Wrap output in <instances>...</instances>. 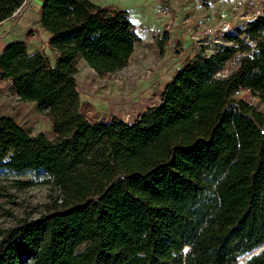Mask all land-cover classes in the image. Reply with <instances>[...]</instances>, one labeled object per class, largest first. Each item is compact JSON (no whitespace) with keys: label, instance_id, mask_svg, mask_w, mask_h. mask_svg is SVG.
<instances>
[{"label":"trees","instance_id":"trees-1","mask_svg":"<svg viewBox=\"0 0 264 264\" xmlns=\"http://www.w3.org/2000/svg\"><path fill=\"white\" fill-rule=\"evenodd\" d=\"M26 0H0V21ZM44 51L28 39L0 53V82L35 103L54 139L0 115V170L39 171L59 197L37 220L0 227V264H264V10L198 52L161 102L139 118L86 114L77 80L84 60L101 76L125 68L141 41L126 9L94 0H44ZM171 33L158 42L164 54ZM238 51L236 72H217Z\"/></svg>","mask_w":264,"mask_h":264},{"label":"rangeland","instance_id":"rangeland-1","mask_svg":"<svg viewBox=\"0 0 264 264\" xmlns=\"http://www.w3.org/2000/svg\"><path fill=\"white\" fill-rule=\"evenodd\" d=\"M162 3L159 12L171 17L170 28L173 30L163 55L158 47L162 32H157L151 39L146 36L148 25L139 23L145 38L136 45L125 68L101 76L86 61L79 62L77 80L81 101L89 117L101 120L116 116L129 123L136 121L149 108L161 102L177 71L187 62L193 61L198 52L212 54L220 44L234 45L235 42L229 36L236 34L239 26L264 10V0H163ZM133 16L136 19L135 14ZM177 19L179 22H176ZM222 22L230 23L233 29L219 35L220 43L200 45L192 40L191 35L200 28ZM175 25L179 27L176 28ZM30 32L32 37L37 31L33 28ZM47 54L52 61L55 60L53 51L48 49ZM246 54L247 52L238 51L217 72V76L228 77L236 72ZM236 97L250 99L257 109L264 112V103L256 97H250L249 92L239 91ZM0 115L14 117L31 134L44 132L50 139L55 137L51 118L39 111L35 103L23 102L14 96L9 84L2 81ZM45 178L44 173L39 171L0 170V227L15 226L23 219L37 220L46 213L45 205L60 195L57 187L45 182L30 186L19 183L27 180L42 181Z\"/></svg>","mask_w":264,"mask_h":264},{"label":"crops","instance_id":"crops-1","mask_svg":"<svg viewBox=\"0 0 264 264\" xmlns=\"http://www.w3.org/2000/svg\"><path fill=\"white\" fill-rule=\"evenodd\" d=\"M44 0H26L23 6L17 10L10 18L0 21V53L3 48L12 41L25 40L27 34L35 28V36H30L27 41L29 50L31 52L44 51L48 53V40L50 33L40 25V9ZM100 5H110L117 8L126 9L129 11L131 19L137 25V30L144 40V35L139 28V23L148 25L147 37H153L157 32H164L173 30L171 24V17H166L160 14V9L163 6V0H94ZM135 14V17L133 16ZM176 22H179L178 19ZM178 24V23H176ZM167 25V28H166ZM174 27L178 28V25ZM9 84L8 81H4Z\"/></svg>","mask_w":264,"mask_h":264},{"label":"built area","instance_id":"built-area-1","mask_svg":"<svg viewBox=\"0 0 264 264\" xmlns=\"http://www.w3.org/2000/svg\"><path fill=\"white\" fill-rule=\"evenodd\" d=\"M230 23H219L213 26H204L199 31L192 34V40L200 45H210L211 43H220L219 35L232 30ZM216 41V42H215Z\"/></svg>","mask_w":264,"mask_h":264}]
</instances>
